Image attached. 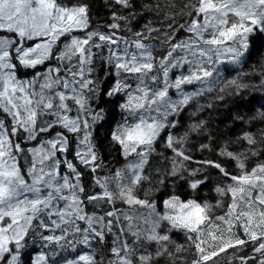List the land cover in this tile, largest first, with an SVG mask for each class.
Here are the masks:
<instances>
[{
  "label": "snow or ice",
  "instance_id": "1",
  "mask_svg": "<svg viewBox=\"0 0 264 264\" xmlns=\"http://www.w3.org/2000/svg\"><path fill=\"white\" fill-rule=\"evenodd\" d=\"M104 6L0 0V264H264V0Z\"/></svg>",
  "mask_w": 264,
  "mask_h": 264
},
{
  "label": "trees",
  "instance_id": "2",
  "mask_svg": "<svg viewBox=\"0 0 264 264\" xmlns=\"http://www.w3.org/2000/svg\"><path fill=\"white\" fill-rule=\"evenodd\" d=\"M89 3H91L92 5V15L94 16V23L96 21L97 18L99 19H104L106 18V8L104 6L105 4V0H89ZM148 15V14H146ZM154 20H156L157 18L156 17H153ZM250 66H251V62H249V65L248 66H245L242 70L247 72L250 70ZM233 75H235V73H233ZM246 82L247 83H256L258 84V80L257 81H253L252 77L249 76L247 79H246ZM249 96H255L257 98H259L262 93L257 89V90H250L249 93H248ZM205 101H201V103H204ZM257 108H258V101H257ZM190 111V110H189ZM189 111H185L184 113V116L182 117V123L184 124H187L189 121L187 120V117L189 115ZM217 112L220 113L219 116H216L214 114V117H213V123H212V129H213V134L214 136L217 137V143H219V137L223 134L225 137L228 135V128L226 127V124L228 123V121H224V117L225 115H231L229 112H228V106H224V107H219L216 109ZM254 112H255V109H254ZM245 116L247 115H251L253 113H244ZM217 120H220V121H224L222 123H216ZM239 128H240V125L239 123H237V126L236 128L232 129V132L235 133V132H238L239 131ZM178 131H183V128H178L177 129ZM199 139V138H194L192 143L195 144L196 143V140ZM234 147V146H233ZM157 149L160 150V145L158 144L157 145ZM195 156L197 157H200V153L198 152H195L193 153ZM205 155L207 156H210L212 159H218V157L216 156L215 152L213 153H205ZM117 159H119L117 157ZM22 163V162H21ZM208 193V189L205 188V189H202L201 190V194L202 195H205ZM214 195V194H213ZM118 206V205H117ZM121 207H123L122 205H119ZM242 235V233H241ZM173 239L176 240L177 242H180V243H184V240H183V237L182 236H179V235H174L173 236ZM111 241H112V237L109 236L108 237V243L109 245L111 244ZM36 248V252L32 253V255H35L36 253H38L39 251H41L39 245H35L34 246ZM247 251L250 253L251 251V246L249 245ZM218 264H227V260L223 258V256L221 257V260L218 261ZM239 264V262H238Z\"/></svg>",
  "mask_w": 264,
  "mask_h": 264
},
{
  "label": "rangeland",
  "instance_id": "3",
  "mask_svg": "<svg viewBox=\"0 0 264 264\" xmlns=\"http://www.w3.org/2000/svg\"><path fill=\"white\" fill-rule=\"evenodd\" d=\"M190 87V86H189ZM174 95V94H173ZM118 206H117V209H120V210H122L123 211V209L126 207V206H123V207H121V206H119V204H117Z\"/></svg>",
  "mask_w": 264,
  "mask_h": 264
}]
</instances>
